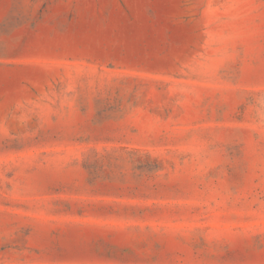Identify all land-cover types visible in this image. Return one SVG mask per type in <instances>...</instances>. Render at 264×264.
I'll list each match as a JSON object with an SVG mask.
<instances>
[{
	"label": "rangeland",
	"instance_id": "obj_1",
	"mask_svg": "<svg viewBox=\"0 0 264 264\" xmlns=\"http://www.w3.org/2000/svg\"><path fill=\"white\" fill-rule=\"evenodd\" d=\"M0 264H264V0H0Z\"/></svg>",
	"mask_w": 264,
	"mask_h": 264
}]
</instances>
